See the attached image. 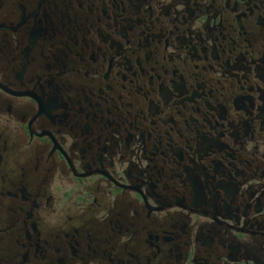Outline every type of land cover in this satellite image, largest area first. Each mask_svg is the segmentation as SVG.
I'll use <instances>...</instances> for the list:
<instances>
[{
  "label": "flooded vegetation",
  "instance_id": "af4514ba",
  "mask_svg": "<svg viewBox=\"0 0 264 264\" xmlns=\"http://www.w3.org/2000/svg\"><path fill=\"white\" fill-rule=\"evenodd\" d=\"M0 264H264V0H0Z\"/></svg>",
  "mask_w": 264,
  "mask_h": 264
}]
</instances>
